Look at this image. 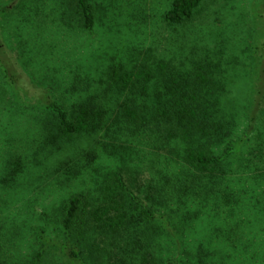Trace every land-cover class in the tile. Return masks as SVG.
<instances>
[{"label":"trees","instance_id":"1","mask_svg":"<svg viewBox=\"0 0 264 264\" xmlns=\"http://www.w3.org/2000/svg\"><path fill=\"white\" fill-rule=\"evenodd\" d=\"M48 1L54 27L114 34L107 0H0V82L15 86L13 97L32 62L17 66L3 43L32 57L25 31L51 20ZM207 1L168 0L161 20L192 34ZM256 2L242 134L228 107L239 61L226 59L227 41L199 48L183 29L170 41L175 52L146 46L138 32L151 11L140 4L93 68L42 71L44 81L29 73L44 85L34 134L0 131V264H264V0ZM48 190L54 200L36 214L30 196Z\"/></svg>","mask_w":264,"mask_h":264},{"label":"rangeland","instance_id":"2","mask_svg":"<svg viewBox=\"0 0 264 264\" xmlns=\"http://www.w3.org/2000/svg\"><path fill=\"white\" fill-rule=\"evenodd\" d=\"M5 1L10 2L11 6L15 4L12 0ZM167 1L107 0L111 7L109 21L111 23V19H113L114 34L98 31L95 33V37H91L89 34L76 33L67 28L54 27L53 21H56V16L51 13L54 4L48 1L47 13L49 15L51 13V20L42 19L34 23L32 27L26 28L28 31H25L27 41L34 46L32 57L22 56L14 42L9 45L3 43V47L6 46L8 52L16 59L17 66L30 59L32 66L29 67L30 72L19 66L21 67L20 72L22 71L20 84L23 86V93L21 94L23 99L20 96V98L18 96L13 97L12 90L15 86L13 88L9 83L0 82V131L9 133L8 136L11 140L17 137L16 133L33 135L34 120L39 115L41 107L32 108V104L36 103V93L42 92L44 85L33 80L29 73L37 74V77L44 81L42 77L45 76H40L42 71L52 74L57 71L69 72L78 67L82 69L93 68V64H98L99 55L113 50L115 42H117L115 40L119 39V30L123 28L119 24L127 22L133 7L140 4L142 7L145 6V8L150 9L151 13L153 11L147 17V22L140 26L138 32L139 43L146 46H157L160 50L165 48L169 51H177V46H172L170 41L176 34L184 32L183 29L188 32L187 41L194 39L199 48L209 46L212 51H217L223 47L219 45V42L222 44L223 41H227L223 47L226 59L239 61L230 75L234 93L228 102V107L240 115L241 128L238 133L242 134L241 131L244 126L249 127L248 103L251 100L253 85L255 84L254 70L256 65L255 61L249 57L246 46L249 42H253L252 35L255 25L251 19H254L253 14L258 7V2L252 5L253 0H208L206 3V6L209 7L207 17L200 20L204 21L203 25H200V22L197 23V31L191 34L186 27H177L172 30L162 22L161 14ZM262 13L264 14V8ZM201 36L204 38L199 39ZM225 37L228 39L226 40ZM189 44L191 43L188 42L187 45ZM46 77H48V81L52 78L51 76ZM53 77L58 78V76ZM56 91L60 94L63 92L62 88ZM56 91L55 94H57ZM252 139L253 142L256 140V138ZM4 197L8 198L6 195ZM54 197V193L49 190L43 193L40 191L32 193L30 200L38 199L34 207L36 214L44 212L45 208L53 202ZM12 210L15 211L16 209ZM36 220L38 219L36 218Z\"/></svg>","mask_w":264,"mask_h":264}]
</instances>
